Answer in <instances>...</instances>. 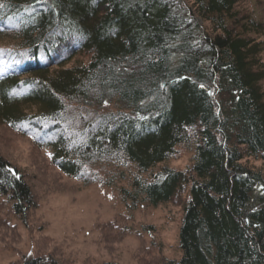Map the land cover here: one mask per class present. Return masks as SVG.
<instances>
[{"label": "trees", "instance_id": "obj_1", "mask_svg": "<svg viewBox=\"0 0 264 264\" xmlns=\"http://www.w3.org/2000/svg\"><path fill=\"white\" fill-rule=\"evenodd\" d=\"M241 1L0 0V124L49 148L60 171L91 183L99 161L142 173L193 148L185 167L121 189L134 205H181L182 254L161 264H264V166L249 163L264 159V22ZM27 177L0 149L4 244L21 239L8 214L30 226L39 204ZM43 243L9 264H73Z\"/></svg>", "mask_w": 264, "mask_h": 264}, {"label": "rangeland", "instance_id": "obj_2", "mask_svg": "<svg viewBox=\"0 0 264 264\" xmlns=\"http://www.w3.org/2000/svg\"><path fill=\"white\" fill-rule=\"evenodd\" d=\"M241 6L264 22V0H242ZM201 22L209 27L208 22ZM80 56V53L76 54L68 64L80 60ZM261 56L264 59V49ZM116 108L113 101L101 107L69 103L67 114L78 121L80 116L85 119ZM176 148L173 157L142 173L132 162L122 159L99 161L87 170L95 171L100 180L86 183L54 166L49 148H38L33 138L0 124V149L28 176L39 201L30 226L8 214V223L15 225L21 239L9 244L0 239V264H9L21 254L33 251L34 241L38 239L48 247L57 244V256L73 264H100L103 261L161 264L160 260L180 258L181 205L172 201L151 204L146 200L134 205L126 202L121 190L131 187V179L136 174L149 178L150 171L162 165L185 167L193 156V148L183 143ZM249 163L264 166V159L250 157ZM113 178V183L103 182ZM1 205L8 211L4 203L0 202ZM4 210L0 207V216L6 215ZM6 231L1 227L0 233Z\"/></svg>", "mask_w": 264, "mask_h": 264}]
</instances>
